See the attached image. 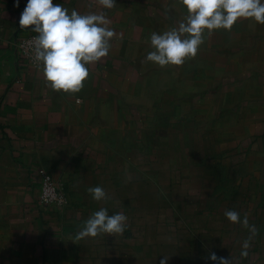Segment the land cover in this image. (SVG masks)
<instances>
[{
  "label": "crops",
  "instance_id": "0c3cea01",
  "mask_svg": "<svg viewBox=\"0 0 264 264\" xmlns=\"http://www.w3.org/2000/svg\"><path fill=\"white\" fill-rule=\"evenodd\" d=\"M53 2L69 13L103 12L116 36L109 54L88 65L80 92H56L17 50L18 37L32 32L19 25L27 0H0V264H160L163 257L215 264L212 252L233 262L239 236L249 243L247 255L264 250V209L246 212L244 196H227L253 152L264 161V113L249 112L264 108V24L242 18L230 30L206 31L195 57L161 67L145 61L150 35L185 19L180 0H116L111 9L99 0ZM215 82L228 99L235 96L230 85H243L250 107L243 121L258 126L257 144L240 148L234 140L222 155L220 140L193 131L195 118L180 113L179 98L194 107ZM39 171L62 193L59 210L39 204ZM97 185L106 192L102 201L88 192ZM187 197L190 211L174 216ZM100 208L126 214L125 232L76 240ZM229 209L241 221L248 213V226L230 222Z\"/></svg>",
  "mask_w": 264,
  "mask_h": 264
},
{
  "label": "clouds",
  "instance_id": "9594fccd",
  "mask_svg": "<svg viewBox=\"0 0 264 264\" xmlns=\"http://www.w3.org/2000/svg\"><path fill=\"white\" fill-rule=\"evenodd\" d=\"M99 3L111 9L116 0H99ZM180 3L186 9L185 19L162 33H151L153 50L147 53L146 62L161 67L179 66L196 56L206 31L230 30L242 18L264 24V0H180ZM109 23L103 12L81 14L73 9L69 13L61 3L53 0H27L19 18L20 26L37 33L32 46L33 60L45 81L53 91L65 94L80 92L89 75L88 65L109 54L111 41L116 36ZM88 192L96 201L106 199L102 186L90 187ZM224 215L232 223L248 226L247 218L241 221L240 213L235 210H226ZM127 219L123 212L110 215L107 208H100L87 218L75 239L123 234ZM251 231L255 233L254 228ZM242 247L241 255L246 256L247 240ZM208 259L215 264H231L230 259L218 257L215 252L210 253ZM167 261L168 258L163 257L160 264H167Z\"/></svg>",
  "mask_w": 264,
  "mask_h": 264
},
{
  "label": "rangeland",
  "instance_id": "374dc122",
  "mask_svg": "<svg viewBox=\"0 0 264 264\" xmlns=\"http://www.w3.org/2000/svg\"><path fill=\"white\" fill-rule=\"evenodd\" d=\"M252 71H254L253 68ZM222 77H225V74H219L218 78ZM214 85H217L218 87L215 89H211V87H205L203 91H200L203 93L209 91L211 93H208L207 96L203 97L194 107H191L190 103H182L184 98H179L176 101L177 104H180L181 114H183L187 118H195L196 124L195 126H193V131H197L198 133L209 132V135H211V137L219 139L220 141L215 144V150H217L222 155H225L227 147L231 145L234 140L236 142V147L240 148L242 146H246V144L248 145L249 142L252 144V142L255 141V144H257V140L254 139L252 136L254 135V133H257L258 126L253 123L250 125L244 123L243 116L244 113L247 114L249 112L252 114H256L258 112L259 114L257 113V115H261L264 113V108L259 107L258 109V107H254L255 110L252 108L248 112V109L250 107H247L248 105L245 103V101L248 100V95H244L242 84H234L229 86V92L233 91L235 95L233 98L229 99L227 98L226 94L228 92L227 89H221V82H215ZM197 90L198 88L196 89V91L194 90L190 92V96L199 93V91ZM251 93L252 97H254L253 89ZM190 96H187V98H189ZM192 108H194L195 110L192 111ZM177 131H179V129H177L176 131L171 130L173 134H177ZM181 136L182 135H180V137H176L177 140L181 139ZM227 137L231 138L227 140ZM155 138V140L159 139H157V136H155ZM128 140L129 139H127L126 141ZM145 141L147 142V139H145ZM145 141L144 145H146ZM127 143H130V140ZM174 144H177V142H174ZM147 145H149V143H147ZM142 148L145 149V147ZM262 156V152L260 151L253 152L249 159L251 162H246L244 166L241 167L240 170H238V178L234 184V186L236 187L230 188V190H228L227 196H230V194H232V191H235L236 196H244V200L242 202L246 203V212L252 213L255 208L260 206L262 209H264V181L262 178L264 172V161ZM171 204H173V207L176 210L182 209L186 204L182 210L174 212V216H176L179 213L183 214L184 209L186 208H188V210L190 211L191 208H189V206H193L194 203L189 200V197H187V200L184 203L182 202V204H184L183 206L181 203L178 202H172ZM210 205H215V202L211 200ZM175 206H179V209H177L178 207ZM247 214L248 213H246V216L249 220L250 215L248 216ZM245 241V237L239 236V241L236 244V246H238V251L233 249L232 253H235L236 256L235 258H232L233 262H231V264H247L248 262H250L251 264H264V250L258 251L255 254L251 253L246 256L241 255V251L243 248L242 246Z\"/></svg>",
  "mask_w": 264,
  "mask_h": 264
},
{
  "label": "built area",
  "instance_id": "2783aa9c",
  "mask_svg": "<svg viewBox=\"0 0 264 264\" xmlns=\"http://www.w3.org/2000/svg\"><path fill=\"white\" fill-rule=\"evenodd\" d=\"M37 35L35 32H28L21 35L17 39V50L19 56L26 62V64L33 68L38 69L39 67L33 60L32 46L34 44V37ZM40 187L38 194V202L42 208H55L60 209L64 206V197L58 190L51 177L43 172L38 173Z\"/></svg>",
  "mask_w": 264,
  "mask_h": 264
}]
</instances>
